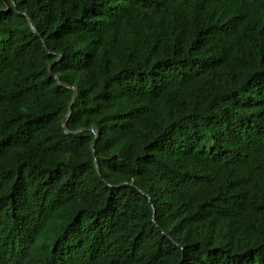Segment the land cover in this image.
Here are the masks:
<instances>
[{
	"label": "trees",
	"instance_id": "obj_1",
	"mask_svg": "<svg viewBox=\"0 0 264 264\" xmlns=\"http://www.w3.org/2000/svg\"><path fill=\"white\" fill-rule=\"evenodd\" d=\"M0 264H264V0H0Z\"/></svg>",
	"mask_w": 264,
	"mask_h": 264
},
{
	"label": "water",
	"instance_id": "obj_2",
	"mask_svg": "<svg viewBox=\"0 0 264 264\" xmlns=\"http://www.w3.org/2000/svg\"><path fill=\"white\" fill-rule=\"evenodd\" d=\"M74 89H75V87H73ZM72 108H73V106L71 105V110H70V112L68 113V115H67V117H66V119H65V122H64V125H66V121L68 120V118L70 117V115H71V113H72ZM92 130L93 131H95V129H93L92 128ZM67 132H69V133H72V132H70V131H67ZM79 132V131H78ZM96 132V131H95ZM97 133V132H96ZM97 135H98V133H97ZM98 138V137H97ZM97 140V139H96ZM96 142V141H95Z\"/></svg>",
	"mask_w": 264,
	"mask_h": 264
}]
</instances>
